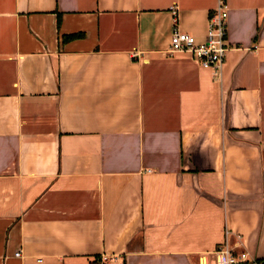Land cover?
I'll list each match as a JSON object with an SVG mask.
<instances>
[{"label":"crops","instance_id":"0c3cea01","mask_svg":"<svg viewBox=\"0 0 264 264\" xmlns=\"http://www.w3.org/2000/svg\"><path fill=\"white\" fill-rule=\"evenodd\" d=\"M214 3L0 0V264L264 258V0H227L219 77L168 51Z\"/></svg>","mask_w":264,"mask_h":264},{"label":"built area","instance_id":"2783aa9c","mask_svg":"<svg viewBox=\"0 0 264 264\" xmlns=\"http://www.w3.org/2000/svg\"><path fill=\"white\" fill-rule=\"evenodd\" d=\"M215 5L207 15V25L202 38L192 33L185 32L177 26V8L172 5L174 25L169 35L168 51H183L191 53L195 61L201 67H209L213 74L219 77L222 73V65L228 48L227 28L229 4L227 0H215ZM224 239L215 248V264H264V258L250 251L245 245V239L241 233L224 229ZM19 254L18 251L15 253ZM106 258V255L103 256Z\"/></svg>","mask_w":264,"mask_h":264},{"label":"trees","instance_id":"16d2710c","mask_svg":"<svg viewBox=\"0 0 264 264\" xmlns=\"http://www.w3.org/2000/svg\"><path fill=\"white\" fill-rule=\"evenodd\" d=\"M78 34H80V33L76 32V33L64 34L63 39L72 38Z\"/></svg>","mask_w":264,"mask_h":264}]
</instances>
